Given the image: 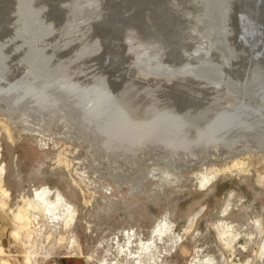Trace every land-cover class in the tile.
<instances>
[{
  "label": "rangeland",
  "instance_id": "rangeland-1",
  "mask_svg": "<svg viewBox=\"0 0 264 264\" xmlns=\"http://www.w3.org/2000/svg\"><path fill=\"white\" fill-rule=\"evenodd\" d=\"M224 2L235 52L215 83L185 71L223 57L197 25L206 0H0V264H264V129L206 125L264 67L236 41L254 9L264 51V0Z\"/></svg>",
  "mask_w": 264,
  "mask_h": 264
},
{
  "label": "bare ground",
  "instance_id": "bare-ground-1",
  "mask_svg": "<svg viewBox=\"0 0 264 264\" xmlns=\"http://www.w3.org/2000/svg\"><path fill=\"white\" fill-rule=\"evenodd\" d=\"M211 1H213L216 5H211V3H207V0H206V6H204L203 7V12H202V15H201V17H200V19H199V21H203V19H202V17L204 18L205 17V13H206V11L208 10V12L210 11H212V9H213V11L215 10V11H217V8H218V13H221V15H222V11L223 12H225L228 8L227 7H225L226 9H224L223 8V6H224V1H226V0H218V1H220V3H216L217 2V0H211ZM253 2L254 4H260V1L262 2V0H250V1H248V5L249 6H247L248 8L250 7V3L249 2ZM208 2H210L209 0H208ZM27 3H28V0H20V5H21V7H23L24 5H27ZM220 4V6L221 7H215V6H217V5H219ZM254 5H251V7H253ZM259 6H261V8H262V6H264V5H259ZM246 7V6H245ZM257 7H258V5H257ZM255 8V7H254ZM260 8V9H261ZM257 9H259V7L257 8ZM256 9V10H257ZM263 10V12H264V8H262ZM243 10H244V8H243ZM248 10V9H247ZM252 10H254V9H252ZM252 10H250L251 12L250 13H252L253 14V12L254 11H252ZM245 11V10H244ZM259 11V10H258ZM246 12V11H245ZM249 12V11H248ZM204 13V14H203ZM240 13H242V11H240ZM240 13H239V17H240ZM244 13V12H243ZM247 13V12H246ZM246 13H244V15L242 14V17H240L241 19H243L244 17V19L243 20H245V21H247V25H245V26H243V31L242 32H240L242 35H243V40L245 41V42H251V45H252V51H251V56H253V55H256V56H260V54L262 53L263 55H264V51H262V49L261 48H255L254 49V47H255V45H256V42H257V36H258V31H260L259 29V27L257 26V24H256V22L254 21L255 19H252V17L251 18H247L248 16H249V14L250 13H248V15H246L245 16V14ZM256 13V12H255ZM258 14V13H257ZM256 14V15H257ZM264 14V13H263ZM23 15L28 19V18H30V17H27V16H29V14L26 12V13H24L23 12ZM223 16V21L222 22H224V21H226V17H227V14L226 15H222ZM264 16V15H263ZM262 16V17H263ZM221 17V16H220ZM219 17V18H220ZM254 17V16H253ZM256 17V16H255ZM32 18V17H31ZM207 18H209V17H207ZM236 18H238V17H236ZM204 20H206V17L204 18ZM237 20V19H236ZM238 21H239V18H238ZM237 21V22H238ZM258 22H262V21H258ZM264 23V22H263ZM263 23H261L260 25H262ZM259 24V23H258ZM264 25V24H263ZM224 27V28H223ZM222 27V31L223 30H225V39L227 38V28H226V24L224 23V26ZM259 28V29H258ZM239 29V28H238ZM240 30V29H239ZM208 32H209V34H211L210 33V31L208 30ZM209 34H208V36H209ZM264 34V33H263ZM262 34V35H263ZM260 35V34H259ZM202 36L203 37H205L206 39H211L212 41H213V38H215L214 37V35H212L213 37L212 38H209V37H207V34L205 35V34H202ZM240 37V36H239ZM251 39V40H250ZM240 40H241V38H240ZM104 41V40H103ZM226 41H227V39H226ZM242 42V41H241ZM102 43V42H101ZM232 51H231V56L232 55H234V50L233 49H231ZM258 50L260 51V52H258ZM248 53V52H247ZM250 53V52H249ZM250 55H249V57H250ZM227 57V56H226ZM247 57H248V55H247ZM248 57V58H249ZM125 58V57H124ZM120 59H121V57H120ZM248 60V59H247ZM106 61V60H105ZM118 61V60H117ZM102 62V61H101ZM107 63V62H106ZM120 63V62H119ZM203 63H205L206 65H213V64H216L217 65V71H219V75L221 76V66L222 65H224L223 63H222V61L220 60V61H206L204 58L202 59V61L201 60H199L196 64H197V66L196 67H194V68H192V70L190 71L189 69H187V70H185V71H188L193 77H195V78H203L202 76H199V74H197V72L198 71H200L202 68H201V66H203ZM198 64H200V65H198ZM219 64V65H218ZM111 67V66H110ZM112 68V67H111ZM246 68V67H245ZM248 68V67H247ZM113 69V68H112ZM120 69H122V68H120ZM200 69V70H199ZM252 69V68H251ZM244 69L243 71H242V75L241 76H238V77H235L234 79H232L231 80V83L229 84V86H231L229 89H228V94L230 95V100L229 101H232V99L234 100V102H233V104H231V103H229L227 106H224V107H222V108H220V109H218V110H216V111H214V113L213 114H211L210 115V117H209V121L207 120V123H206V125L207 124H209L210 123V120L211 119H213V118H215L219 113H231V112H234L237 108H239V107H242V105H244L245 107H247V108H251V109H253V110H255V111H257L256 109L257 108H259V106H260V104L258 105V103H257V99L256 98H254L253 96H251L250 94H248L247 92H246V85H244L245 83H247L252 77H254L255 75H264V67H260V66H257L256 67V69ZM116 70V69H115ZM118 70V69H117ZM123 71V70H122ZM119 73H120V71H119ZM122 73V72H121ZM162 73H164V72H162ZM165 75H166V73H164ZM239 75V74H238ZM122 77V76H121ZM118 78V77H117ZM119 78H120V76H119ZM119 82V81H118ZM215 83H220L221 82V77H220V79H218V80H215L214 81ZM241 84H243L244 86L242 87V88H240L239 89V87H238V85H241ZM231 104V105H230ZM264 106V105H263ZM240 131H250L249 129H241ZM253 145H259V143H257V144H253ZM237 146V148H239V146L238 145H236ZM259 147V146H258ZM263 147V146H262ZM241 163V162H240ZM232 165H233V163H232ZM215 174V173H214ZM2 183V182H1ZM4 194L6 195L7 194V191L6 190H4ZM48 194H49V190H47V189H35L34 190V199L39 203V204H41V208H42V210L43 211H46V212H49L50 213V208H49V206L50 205H54V202L53 201H55V200H52L51 198H49L48 197ZM58 195V194H57ZM55 199L57 200V204H58V206L59 207H61L63 210H69V205L64 201V199L62 198V196L60 197V196H56L55 197ZM56 204V205H57ZM33 205V204H32ZM58 208V207H57ZM28 208H23V207H20L19 209H18V212L15 214V220H16V222H17V226H16V228L14 229V233L15 234H17V231H18V229L19 228H23L24 226H26L27 225V223H28V220H27V218L25 217V214H26V210H27ZM54 209V208H53ZM60 209V208H59ZM41 210V211H42ZM42 211V212H43ZM39 212V211H38ZM57 213V212H56ZM63 213V212H62ZM61 216H62V214H61ZM60 217V216H59ZM63 222V221H62ZM30 224V223H29ZM65 227L66 228H69L70 226H69V223H65ZM162 235V234H161ZM71 243H74V238H69L68 239ZM66 241V238L65 237H60V240H59V242L61 243V242H65ZM262 254H264V242L261 244V246L259 247V255L260 256H262ZM4 264V263H3Z\"/></svg>",
  "mask_w": 264,
  "mask_h": 264
},
{
  "label": "water",
  "instance_id": "water-1",
  "mask_svg": "<svg viewBox=\"0 0 264 264\" xmlns=\"http://www.w3.org/2000/svg\"><path fill=\"white\" fill-rule=\"evenodd\" d=\"M211 5H216L213 1L209 0ZM250 1V0H247ZM217 4L220 3V1L217 0ZM206 6V5H205ZM215 7H221L220 4ZM227 7L226 2H224L223 8L226 9ZM204 14V13H203ZM226 11H222V15H226ZM206 17V20L202 17L203 21H199L197 23L199 29L201 30V34H207V37L212 38L214 35L215 38H213V42L223 49L221 51L223 57L221 59L222 63H227L229 61V58L231 57V47L227 43L225 39V30L222 31V27L224 26L223 16L221 13H218L217 11H212L204 14ZM221 16V17H220ZM209 17V18H207ZM220 17V18H219ZM246 23V21H245ZM243 19H241V22H239V29L240 32L243 31ZM224 28V27H223ZM208 30L211 34H209ZM209 34V36H208ZM240 36V35H239ZM238 43H245V41L240 37H237L236 40ZM242 41V42H241ZM29 42H31L29 40ZM26 44V43H25ZM29 45V44H28ZM34 46V45H33ZM33 46L31 48H33ZM29 49V48H28ZM33 51V50H32ZM227 56V57H226ZM201 70L197 72L199 76H202L203 78H206L210 81H215L220 79L219 71H217V65H206L203 63V66H201ZM5 72V69H2L0 67V76L3 75ZM21 75L16 77L15 79L20 78ZM14 79V80H15ZM246 85V92L256 98L258 101V105L260 104L259 108L255 110L251 108H247L244 105L242 107L237 108L234 112L231 113H219L212 122V127L215 129V133L217 134V137H226V135H232L236 131H240L241 129H249L252 133L257 134L258 132H262L264 129V75H255L252 77ZM243 84L238 85L239 89L244 86ZM16 87L14 86V89ZM19 88V87H18ZM264 133V132H263ZM261 134V133H260ZM264 135V134H263Z\"/></svg>",
  "mask_w": 264,
  "mask_h": 264
},
{
  "label": "crops",
  "instance_id": "crops-1",
  "mask_svg": "<svg viewBox=\"0 0 264 264\" xmlns=\"http://www.w3.org/2000/svg\"><path fill=\"white\" fill-rule=\"evenodd\" d=\"M50 264H90L84 258L77 256H68L61 259L53 260Z\"/></svg>",
  "mask_w": 264,
  "mask_h": 264
}]
</instances>
